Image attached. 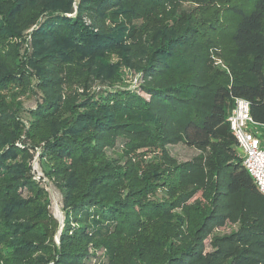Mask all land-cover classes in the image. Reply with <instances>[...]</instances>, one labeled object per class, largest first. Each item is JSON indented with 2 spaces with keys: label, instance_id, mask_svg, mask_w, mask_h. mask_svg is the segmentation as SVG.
I'll return each instance as SVG.
<instances>
[{
  "label": "trees",
  "instance_id": "obj_1",
  "mask_svg": "<svg viewBox=\"0 0 264 264\" xmlns=\"http://www.w3.org/2000/svg\"><path fill=\"white\" fill-rule=\"evenodd\" d=\"M218 1L0 0V262L88 264L91 249L102 247L114 256L116 239L141 223L131 207L144 192L134 161L107 154L122 141L125 155L161 151L165 167L144 180L173 176L176 185L165 190L172 200L154 206L177 225L174 240L135 241L117 264H264V195L228 122L242 98L264 125V0L250 11L233 6L224 53L219 11L206 15ZM26 34L30 56L21 51ZM116 52L141 73L137 91L114 86L115 73L98 60ZM97 80L109 87L93 92ZM38 96L35 108L24 106ZM179 144L199 154L178 162L168 147ZM35 147L63 197L59 244L48 194L31 175ZM176 210L182 219L196 214L195 225L183 230ZM228 225L238 231L212 237Z\"/></svg>",
  "mask_w": 264,
  "mask_h": 264
},
{
  "label": "rangeland",
  "instance_id": "obj_2",
  "mask_svg": "<svg viewBox=\"0 0 264 264\" xmlns=\"http://www.w3.org/2000/svg\"><path fill=\"white\" fill-rule=\"evenodd\" d=\"M254 0H219L215 5L211 6L210 10L206 13V15H213L215 10H218V20H216V25L218 26V33L217 39L220 46V51L223 53L227 51L230 46L229 36H227V32L232 29L233 23L236 22L237 18L234 15L233 6L240 5L241 7H247V11L252 9ZM74 7V4H73ZM183 9L190 11L195 10L196 5L191 3H184ZM76 11V10H75ZM75 14V13H74ZM72 17L73 15H68ZM209 17V16H208ZM137 25L143 24L142 21L136 22ZM220 31V32H219ZM21 44V51H26V56H30L33 51V42H32V35L26 34L22 39ZM11 43H20L21 40L12 39L10 40ZM100 63L106 65V73L114 72L115 74L119 72L120 74L116 81V75H112V84L117 85L116 87L124 89H128L130 91H137L138 87L141 84V73L139 71L128 67L125 64L123 56L119 53H112L107 58H98ZM216 66L225 69V63L221 57H217ZM122 79V80H121ZM121 80V82H120ZM106 86L100 80H97L93 86V92H99L102 90H106ZM111 86V85H110ZM83 92V89L80 90ZM3 93V91H1ZM140 94V93H139ZM147 98L146 95L140 94ZM24 106L28 109H33L36 107L37 103L40 102V97H29L23 99ZM18 146H23L22 144L18 143ZM141 150V151H140ZM139 153H129L125 155L124 153V145L121 142L108 151V156L110 157H121L125 164L128 159H132L136 164V177L135 182L139 187H144V192L139 193L136 196V202L132 204L131 211H132V221L135 223L136 221H140L141 223L137 226H128L126 229V233L121 235V237L117 238L115 241L116 250L115 255L110 256L107 249L102 247L100 249H91V253L94 257H91L88 264H117L120 257L126 256L130 250L131 245L134 244L135 241H150L152 243H162L163 241L169 239L174 240L172 231L176 227V223L173 221H169L165 218L164 215L159 213V208L154 206V204L158 203H169L172 198L169 197L166 193V189H169L176 185V181L174 180L173 176L170 173H162L156 177H152L151 181L148 183L144 180L149 175L157 174L158 168H164V160L162 159L161 151L157 148L153 147H144L140 149ZM168 150L172 158L178 160V162H185L193 159L196 155L199 154L197 150L194 148H190L184 144H179L176 146H169ZM32 153L34 154V158L30 163L31 166V175L33 180L40 184L42 188L48 194V200L50 205L48 207L50 215L54 219V225L57 228V231L54 235V242L59 244L60 234L63 229L64 225V204H63V197L57 187L49 180L48 173L51 164L49 162L43 160L41 158V148L35 147L32 149ZM158 182H164V186L156 185ZM149 184H152L149 186ZM148 191H150L148 193ZM148 193V194H147ZM25 196H29L28 193L25 192ZM147 196V199L145 198ZM145 203L147 202L146 207H140L138 202ZM176 217L174 220L182 219V213L179 210L173 212ZM197 220V215L193 214L191 217H183L182 221V228L183 230H188L191 225H195ZM127 226V225H125ZM138 231V232H137ZM238 231V226L228 225L223 229L216 230L213 236H224ZM129 232V234H128ZM131 232V233H130ZM137 232V233H135ZM171 236V238H170ZM207 244V251H211L210 241H206ZM1 251V250H0ZM0 264H3L0 262Z\"/></svg>",
  "mask_w": 264,
  "mask_h": 264
},
{
  "label": "built area",
  "instance_id": "obj_3",
  "mask_svg": "<svg viewBox=\"0 0 264 264\" xmlns=\"http://www.w3.org/2000/svg\"><path fill=\"white\" fill-rule=\"evenodd\" d=\"M230 130L237 143V156L264 195V125L257 124L250 113V103L238 98L228 118Z\"/></svg>",
  "mask_w": 264,
  "mask_h": 264
},
{
  "label": "crops",
  "instance_id": "obj_4",
  "mask_svg": "<svg viewBox=\"0 0 264 264\" xmlns=\"http://www.w3.org/2000/svg\"><path fill=\"white\" fill-rule=\"evenodd\" d=\"M264 132V131H263Z\"/></svg>",
  "mask_w": 264,
  "mask_h": 264
}]
</instances>
